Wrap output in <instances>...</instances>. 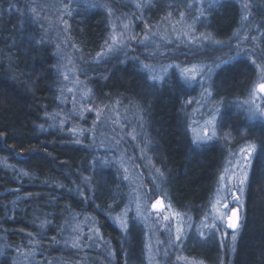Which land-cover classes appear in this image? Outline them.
I'll return each mask as SVG.
<instances>
[{
  "label": "trees",
  "instance_id": "obj_1",
  "mask_svg": "<svg viewBox=\"0 0 264 264\" xmlns=\"http://www.w3.org/2000/svg\"><path fill=\"white\" fill-rule=\"evenodd\" d=\"M201 1L149 0L140 7L139 0H0V264L71 259L73 249L63 248L81 217L93 219L111 251L112 264L127 259L122 233L112 218L124 202L122 183L114 170L100 167L101 152L87 138L75 141L69 129L78 110L67 92L74 89L65 76L68 63L89 79L87 91L98 108L116 104L118 113L137 109L145 120L154 121L146 138L153 147L159 144L161 164L173 173V207L185 216L208 211L222 158L236 141L228 145L222 138L192 140L183 112L200 85L176 70L161 83L152 80L142 65L162 56L150 53L155 49L151 40L136 45L128 39L149 30L155 21L182 17L198 33L205 31L224 45L215 54L211 47L194 52L182 38L158 50L181 65L194 61L214 68L227 62L213 72L211 86L219 122L228 127L234 112L230 103L248 88L254 70L246 59H226L243 24L245 3L250 5L246 24L253 34L261 29L259 55L264 54V0H219L210 11L199 5ZM61 7L63 18L58 19ZM112 19L116 31L121 29L118 23L128 26L120 35L125 45L117 52L110 46ZM235 114L243 128L259 124V138L252 142L260 148L264 124ZM244 202L231 264H264V153L253 158ZM128 247L135 257L138 234ZM98 249L84 251L97 254Z\"/></svg>",
  "mask_w": 264,
  "mask_h": 264
},
{
  "label": "rangeland",
  "instance_id": "obj_2",
  "mask_svg": "<svg viewBox=\"0 0 264 264\" xmlns=\"http://www.w3.org/2000/svg\"><path fill=\"white\" fill-rule=\"evenodd\" d=\"M79 1L87 2V0ZM204 1L199 2V5L201 6L202 4L203 8L207 5L206 9L210 11L209 0L206 3H203ZM145 4L148 5L149 0H139L138 5L140 7L145 6ZM63 9L64 7H61L58 19L63 18ZM248 14V11L244 12L243 10V24L239 28L234 43L235 47L229 49L232 53L226 60L246 59L254 70V78L244 93L240 94L235 101H231L229 107L234 112H231L228 117V119L232 118V123L229 122L228 127L227 125L221 126L219 122L218 107L216 106V100L213 97V87L211 86L213 72H208V68L213 67H209L205 62H198V64L194 63V61H188V64L185 65L174 63L171 60H167V57L158 50H163L165 44L168 43H180L182 38L183 43L189 48H195L194 52L204 51L211 47L210 50L215 54L218 47H225L224 45L216 43L205 31L198 33L195 26L185 22L182 17L179 18L180 21H174L170 18L155 21L153 26L149 27V30L143 29V32L138 35L132 33L128 38L130 42L136 45L151 40L152 48L155 49L150 50V53L162 56V60L152 64L144 63L143 65H148L147 68L142 65V68L149 72L151 76L162 77V79H157L156 82L161 83L169 71L176 70L181 76L187 77L192 84L200 85L195 98L187 101L189 106L187 111L183 112L188 115L189 120L184 125L185 131L191 136L192 140L201 142L198 138L203 136L204 130L207 129L209 135L213 132L215 133L214 139L222 138L221 140H225L228 145L236 141L232 145L233 148L229 152L227 151L224 158H222L223 166L218 174L217 185L213 192L209 209L203 215L199 214L194 217L192 214H186L187 216H185L182 214L183 210L173 207L170 203V200L173 201V197H175L172 186L173 173L164 167L163 163L161 164L163 160L157 154L159 152V144L156 145L154 142L153 147L152 142H149L148 145L145 144L146 146L140 148V140L135 137L137 132L142 137L149 136V126L152 123L154 124V121L148 122V120H145L137 109H130L129 113L124 112L125 115L120 111L118 113L116 104L109 106V108H98L99 106L94 103L89 91H87L89 79L81 77L80 73L72 68V64L68 63V66L65 67V76L74 87V89L69 88L67 91L70 94L69 99L71 104L73 100L75 101L78 110L75 113L78 114H74L75 116L72 117V120L70 119L71 125L69 129L73 133L72 137L77 142L87 138L89 143L95 146V150L101 152L98 159L100 167H108L114 170L123 186L121 191L124 202L118 208L116 207V211L112 214L113 221L120 229L123 243L126 247L127 259L122 264H169L170 262H174V264H231L234 251V242L231 238L232 230L227 228L226 221L213 218L223 215L222 203L225 202L223 201L225 195L223 186L227 184L229 192L234 190L231 186L235 184V181L228 179L222 181L220 179L221 175L226 178L230 177L233 171L232 165L240 157V148L253 144V139L259 138V124L254 127L244 126L243 128L241 117L235 114L238 113L245 118L244 112L238 108V105L245 100H249L252 90L258 84L264 83V54L261 52L263 55H259V50H261L259 36L262 31L258 28L254 34L252 33V30L246 24V20L250 17ZM245 15L247 19L243 18ZM112 21L114 22L112 34L116 37V40H112L110 46L117 52L125 45L124 38L120 36L122 32L125 33V24L122 22L118 23L121 29L116 31L115 21L113 19ZM254 27H257V24ZM155 30L156 33L154 32ZM132 36H135L136 39L132 40ZM205 36L209 37V39L205 40ZM262 49L264 48L262 47ZM122 52L121 54H123ZM237 52L241 54L237 55ZM232 57L235 58L232 59ZM185 69L191 71L185 73ZM192 72H195L196 75L194 80L191 79ZM201 75H203L202 79ZM209 93L211 94L209 95ZM254 102L260 107H264V96L257 92ZM214 115L216 118L215 125L209 124L208 121L212 120ZM84 120L87 123H82ZM246 121L249 123H259L260 121L264 124V121L259 119ZM129 129L131 138L128 136ZM103 161H107V163H102ZM229 161H231V164ZM244 193L241 196L243 206L240 208L239 213L241 221L245 204ZM157 200H161L165 207L158 210L153 209L152 205ZM217 201H221V203L217 204ZM214 205L216 207H213ZM234 206L236 205L230 203L229 209ZM165 216L169 217V219L165 220ZM206 216L208 217L207 219H205ZM123 223H127L128 227H123ZM212 224H215L218 230H210L206 227V225ZM73 227L72 232L68 235L71 241L63 248V251L67 248L73 249L71 251L73 252L72 258L60 260L55 264L113 263L111 251H108V247L105 244L106 240L99 234L93 219L87 217L77 218ZM181 228L183 229L181 233L182 239L177 242L175 241V235L177 229ZM200 232L204 233L203 237L199 235ZM136 234H138L139 250L136 252L137 255L133 257L132 254L130 255L128 245L134 240ZM77 237H79V242L76 247H73V241ZM86 248L99 249L97 254H90L84 251ZM26 255L28 254L25 252L23 256Z\"/></svg>",
  "mask_w": 264,
  "mask_h": 264
},
{
  "label": "snow or ice",
  "instance_id": "obj_3",
  "mask_svg": "<svg viewBox=\"0 0 264 264\" xmlns=\"http://www.w3.org/2000/svg\"><path fill=\"white\" fill-rule=\"evenodd\" d=\"M219 3V0H209V4L210 7L211 6H215ZM139 6V5H138ZM250 8V5L248 3H245L243 5V9L245 11H248ZM33 11H35V9H33ZM201 15L203 16V13H201ZM244 19H247V16L245 15L243 17ZM128 26L125 25V28H127ZM194 30V29H193ZM111 39L113 41L116 40L115 36H112ZM132 40H135L136 37L132 36L131 37ZM205 40H208L209 37L205 36L204 37ZM255 39V38H253ZM107 43V41H106ZM219 43V42H217ZM240 52H237V55H240ZM235 57H232V59H234ZM226 61H221V64H217L214 66V68H208V72L212 73L214 72L216 69H219L221 67V65L226 64ZM253 63H255V61H253ZM144 68H147L148 65H143ZM189 69H185L184 72L188 73ZM152 80H157V79H162V77H156V76H151L150 77ZM196 75L195 72H192V76L191 79H195ZM203 78V75H201V79ZM187 79V77H186ZM205 91H207V89H205ZM259 93L261 96H264V83H260L258 84L250 93V99L249 100H245L242 104L238 105V108L240 110H242L245 114V118L248 121H254V120H261L264 121V107H260L259 105L255 104V98H256V93ZM211 93H209L210 95ZM215 115L213 116L212 120H209L208 123L209 124H213L215 125ZM245 131H247V129H245ZM215 138V133L213 132L211 135L208 134V130L205 129L204 130V135L199 137L198 140L201 142H208V141H212ZM240 153V157L238 159H236V163L234 165H232L233 171L230 177H225L224 175H221L220 179L223 181L225 179L228 180H233L235 181V184H233L231 187L234 189L232 191H228V185L225 184L223 186V191L225 193L224 197H223V202L222 203V207H223V215H220L218 217H214L213 219H219L221 221H226V226L228 229L232 230V240L233 242H235L237 240V233L238 230L241 227V218H240V208L243 206L242 200H241V196L244 193L245 190V185L249 182L250 180V169L252 167V162H253V158L254 157H259L262 153H264V137H262L261 139V147L258 148L256 144H248L245 147L240 148L239 150ZM230 155H235V154H230ZM102 163H107V161H103ZM229 163L231 164V161H229ZM230 198V200H229ZM221 201H217V204H220ZM234 204L236 206L231 207L229 209V205ZM165 207L162 203L161 200H157L153 205L152 208L153 209H161ZM213 207H216V205H214ZM208 217L206 216L205 219H207ZM165 220H168L169 217L165 216L164 217ZM123 227L127 228L128 225L127 223H123L122 225ZM206 227H208L210 230H218L216 229V225L212 224V225H206ZM183 232V229H177L176 235H175V241L180 242L182 239L181 233ZM199 235L201 237L204 236L203 232H200ZM91 239V237H89ZM79 242V237L76 238V240L73 241L72 246L76 247L77 244Z\"/></svg>",
  "mask_w": 264,
  "mask_h": 264
},
{
  "label": "bare ground",
  "instance_id": "obj_4",
  "mask_svg": "<svg viewBox=\"0 0 264 264\" xmlns=\"http://www.w3.org/2000/svg\"><path fill=\"white\" fill-rule=\"evenodd\" d=\"M132 126V125H131ZM131 126H130V129H131ZM130 129L128 130V136L131 138V136L129 135V131H130ZM73 134V133H72ZM134 137V136H133ZM135 137H138L139 139L138 140H140L139 141V146H141L140 148H143L144 146H146L145 144H149V142L147 141V138L146 137H148V136H141L140 134H138V132H137V135L135 136ZM74 139V138H73ZM143 143V145H141Z\"/></svg>",
  "mask_w": 264,
  "mask_h": 264
}]
</instances>
